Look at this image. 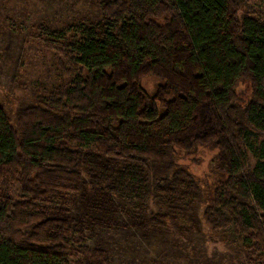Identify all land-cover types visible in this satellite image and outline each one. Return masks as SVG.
<instances>
[{
  "label": "trees",
  "instance_id": "obj_1",
  "mask_svg": "<svg viewBox=\"0 0 264 264\" xmlns=\"http://www.w3.org/2000/svg\"><path fill=\"white\" fill-rule=\"evenodd\" d=\"M238 13L237 0H108L102 23L44 30L67 81L19 112L18 131L0 106V181L18 173L23 184L19 200L0 192V264H72V220L56 204L76 194L85 175L97 194L142 208L151 197L169 210L191 211L183 206L190 198L201 203L169 141L181 128L176 113L156 102L144 107L126 81H111L121 65L150 62L175 73L179 43L225 129L219 165L227 180L207 223L232 225L264 257V20ZM243 80L252 93L245 102L237 94ZM141 135L148 145L137 142ZM75 252V264H111L99 248Z\"/></svg>",
  "mask_w": 264,
  "mask_h": 264
},
{
  "label": "rangeland",
  "instance_id": "obj_2",
  "mask_svg": "<svg viewBox=\"0 0 264 264\" xmlns=\"http://www.w3.org/2000/svg\"><path fill=\"white\" fill-rule=\"evenodd\" d=\"M106 1L0 0V106L17 131L19 112L41 104L67 81L59 77L58 59L46 48L44 30L61 32L80 23H102ZM237 6L239 15L264 20V0H237ZM177 47L179 70L175 73L150 62L138 69L121 65L111 81H126L144 107L156 102L163 110L176 113L181 128L169 141L180 149L176 164L201 188L202 201L197 205L191 198L183 201L191 211L169 210L151 197L142 208L97 194L85 175L78 192L56 204L72 220V264L81 258L75 252L80 247L101 249L111 264H264L261 253L253 254L255 243L240 237L232 225L220 230L207 223L212 196L227 180L219 165L220 152H224L219 141L225 129L197 78L198 64L185 53V46L179 43ZM237 94L243 102L251 99L249 80L240 83ZM146 138L141 135L137 142L148 145ZM151 141L168 143L156 138ZM227 160L225 156V163ZM254 163L251 159L252 166ZM3 178L0 192L19 200L23 189L20 175Z\"/></svg>",
  "mask_w": 264,
  "mask_h": 264
}]
</instances>
